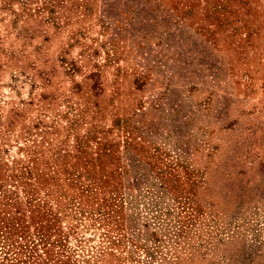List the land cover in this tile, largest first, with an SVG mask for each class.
<instances>
[{
	"label": "rangeland",
	"instance_id": "374dc122",
	"mask_svg": "<svg viewBox=\"0 0 264 264\" xmlns=\"http://www.w3.org/2000/svg\"><path fill=\"white\" fill-rule=\"evenodd\" d=\"M0 264H264V0H0Z\"/></svg>",
	"mask_w": 264,
	"mask_h": 264
}]
</instances>
